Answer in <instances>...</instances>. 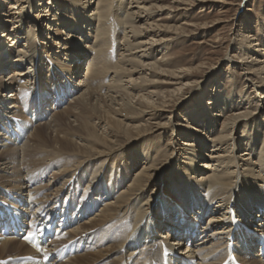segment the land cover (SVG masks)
Returning a JSON list of instances; mask_svg holds the SVG:
<instances>
[{"label":"bare ground","instance_id":"bare-ground-1","mask_svg":"<svg viewBox=\"0 0 264 264\" xmlns=\"http://www.w3.org/2000/svg\"><path fill=\"white\" fill-rule=\"evenodd\" d=\"M5 1L0 57L6 51L12 56L0 60V200L12 207L15 223L21 210H33V229L49 217L58 221L57 231L74 223L41 253L0 232V264H28L25 256L49 264H264V244L255 233L264 234V32L261 42L242 34L236 63L254 94L244 110L237 96L219 97L217 88L213 101L204 102L209 92L193 77L198 67L167 70L164 58L147 59L183 29L149 22L152 0H38L36 11L34 0L8 9ZM165 6L158 10L171 9ZM233 57L227 54L229 61ZM81 64L83 75L76 69ZM145 70L148 82L154 77L178 87L165 95L147 91ZM192 84L198 101L187 107L182 127L171 119L185 101L181 86ZM5 89L11 90L4 95ZM169 94L172 110L163 105ZM4 96H11L9 102ZM48 101L55 111L44 122L51 115ZM222 115L227 124L214 133L215 117ZM167 128L166 155L161 145ZM182 137L187 139L179 144ZM138 159L144 161L132 177ZM65 252L70 254L63 257Z\"/></svg>","mask_w":264,"mask_h":264},{"label":"rangeland","instance_id":"rangeland-1","mask_svg":"<svg viewBox=\"0 0 264 264\" xmlns=\"http://www.w3.org/2000/svg\"><path fill=\"white\" fill-rule=\"evenodd\" d=\"M34 1L35 3L33 7L35 8V11H36L37 9L36 5L39 1L38 0H34ZM13 3H16V4L18 3L16 7L19 5H22V8L23 6L27 5L25 3V0H6L4 2V4L7 6V9L10 8V4L14 5ZM151 4H153L152 10L154 12V16L150 18L149 22L157 21L158 24L163 25V26L164 25L182 26L183 29L182 31H179L181 33L180 38L176 37L175 42L169 41L170 44L168 45L167 49L164 50L165 52L163 51V49H161V47L157 48L156 46L154 56L153 57L148 56L147 59L149 61H153L156 59L161 60V58L162 59L164 58L165 60H167L165 62L166 64H165L164 69H167V70L169 69H175V70L183 69L184 70L188 68L194 69L195 67H198L197 71H194L195 74L193 77L195 78L196 81L199 80L202 82L203 81L206 82L202 90L203 91L208 90L207 92L209 93H207V99L205 97L204 102L213 101L210 98H212L211 95L214 94V89L217 88L220 91L219 93H217L219 97L222 94L226 96L233 94V96H237V98L236 97L234 98H236V100L240 102L238 109L240 108L244 110L246 108L249 109L251 105L250 103L252 99L254 98V94H252L253 89L251 87L248 89V87L251 84L250 82L245 83V80L243 78L244 69H242L241 66L238 65V63H236V60L238 59L237 56L241 54V50L244 49L243 48L244 40L242 37L243 33H250L251 35H254L258 39L257 42L262 41L263 32H264V0H245V1L243 0H161L159 2L152 0L148 4V6H151ZM158 5H161L162 7L166 5L165 7H170L171 9L170 10L166 9L164 11H161L162 12L161 13L160 10H158L159 8ZM86 14L87 13H85V15ZM90 14L91 13H89V15ZM123 15L124 13H120L118 17H122ZM107 23L108 22H104V24H107ZM28 24L29 22L26 23L27 26ZM72 32H73V35L74 34L76 35L75 30ZM81 34H84V33H81ZM122 34L123 32L121 33L120 38L122 37ZM65 37L66 36H63V38ZM9 45L10 47L13 46L12 41H9ZM18 46H21V44L19 43ZM85 46H86L85 47L86 50H90L87 47V44H85ZM15 47H16V44L14 45V48ZM56 51L58 52L59 49H55V52ZM227 54H230V56H234L233 57L234 59L229 61L227 59ZM68 55L69 54H67V56ZM10 56H12L10 52H7V51L3 52L2 56L0 57V60L9 62L8 59ZM67 56L62 55L61 56L62 61H67ZM134 59L137 62L138 56L137 58H134ZM11 69L12 68H8L7 70H5L4 75L7 76L8 74H10L9 72ZM76 69H77V72H80V74L83 75L82 64L81 66H79V68H76ZM145 72H146L145 77H147V79L145 80L147 81L144 83H145V86H149L147 91L163 92V94L165 95V93H167L168 90H173L174 88L178 87V84H174V83L173 85L166 84V83L165 85L164 83H161L160 85V83H155L154 77L149 78L150 82H148L150 70H145ZM76 77H77L76 82H78L79 74H77ZM133 77L137 78L139 77V75L137 74ZM124 80L127 81L128 79L124 78ZM104 81L107 82L108 84L109 78L104 79ZM159 81L164 82L163 80H159ZM139 82H140L139 79L136 80L137 84H139ZM95 84L96 82L94 83L92 82L93 86ZM244 84H246L247 86H245ZM74 86H77V85L74 83ZM81 86H82L81 87L82 89L80 90L84 91L85 90L84 85H81ZM192 86L193 84L181 86L182 91H183L182 92L183 96L181 97H185V101L182 102L181 105L179 106V109L175 111L176 117H173L174 119H171V121L175 123H179L182 127L185 125V121L182 118L188 119L184 115V112L187 110V107L195 105L198 101V92H197L198 87L195 89L193 88V90L190 91V88ZM10 90L11 89H5V91H3L2 94L6 95L5 93L9 92ZM246 91L247 93H245ZM104 92L105 90L102 89V93ZM143 92L146 93V91H143ZM10 97L11 96H4L3 100L5 99L4 100L5 102H9L8 99ZM74 97L75 96L71 97L70 99L69 97L66 98L65 102H67L68 99L71 101ZM169 97H170V94L169 96H166L163 99V101H166ZM136 98L133 99V102L137 100ZM155 98L156 97H154V99ZM171 104L172 102L166 101V103L163 105L170 106V109H171V107H173L171 106ZM52 106L53 105L51 101H48L47 105L44 106L45 109L47 110L46 112L49 115L51 113L48 119L43 118L44 122L50 121V119L52 118V114L55 111V110L53 111V109L49 111L50 108H52ZM113 106L115 110L118 109L119 107L118 105H113ZM167 108L169 107H165V109ZM115 117L117 118V116ZM167 118H170V117L168 116ZM224 118L226 117L223 115L215 117V120H217V123H216V132L214 133L221 132L224 130L223 126L227 124V121L226 119L224 120ZM261 119L263 121V124H262V128H263L264 117H261L259 120ZM139 120H140V123H144L145 118L143 117V118H140ZM39 122L37 123L42 124L41 123L42 121H39ZM149 122L152 123L153 120H149ZM200 124L201 123H197V128L200 126ZM30 127L31 125L29 124L27 128H30ZM237 130L240 131V133H242L243 129L239 127L237 128ZM23 132L24 133L22 135H25L27 130L25 129ZM211 133L212 131L208 134H211ZM205 135H207V133H205ZM174 136L175 135H172V139H174ZM207 137L209 136L207 135ZM20 139L17 140L16 145H19ZM162 139L164 141V142L162 141L164 145L163 144L161 145V150L164 151L165 154L167 155L169 154L168 147H170L169 144L171 143L170 129L167 128V130L164 131ZM183 139H187V138L182 137L181 139L177 140L179 144H182V143L184 144L186 140H183ZM210 144L211 142L209 141V145ZM243 144L244 143H242L239 149L237 150V152H235V155L240 156L242 154V152L245 149ZM177 147H182V146L177 145ZM199 150L205 151L202 149H199ZM209 150L210 148L206 149V151L208 152ZM143 161L142 159H138V162H137L138 166L136 167L135 170L133 169L132 175H131L132 177L135 175V172L140 169ZM147 161H145L144 165H146ZM201 161H203V159L201 158L198 159L194 165L197 167L200 166ZM258 179H259V175H258ZM157 192H159V190H157ZM32 211L33 210L31 209L29 211H26L25 208L23 209V211L21 210L23 215L24 213L26 214L28 213L31 215ZM211 214L212 213H210V215ZM205 218L203 219V221L206 224L207 221H205ZM84 221H87V216L85 217L83 221H80V222L82 223ZM68 227L69 226H67L66 229H68ZM255 233L257 232L255 231ZM81 252L82 250L79 253ZM62 260H65V259L63 258Z\"/></svg>","mask_w":264,"mask_h":264}]
</instances>
